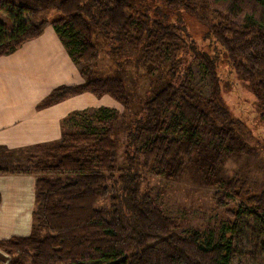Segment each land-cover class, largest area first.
Masks as SVG:
<instances>
[{"label": "trees", "instance_id": "16d2710c", "mask_svg": "<svg viewBox=\"0 0 264 264\" xmlns=\"http://www.w3.org/2000/svg\"><path fill=\"white\" fill-rule=\"evenodd\" d=\"M144 2L62 0L56 20L34 24L31 19L36 11L2 0L0 12L12 27L0 23V56L41 36L51 25L71 59L87 65L81 70L85 84L55 90L46 105L89 92L98 98L108 95L127 106L124 84L118 78L89 74V64L97 56L90 40L91 27L111 45L116 61L126 47L135 46L145 62L162 58L170 46L189 55L184 58L183 54L167 67L164 88L147 98L138 113L125 112L126 167L118 177L114 126L121 116L106 108L77 112L65 121L72 123L88 113L95 116L86 122V132L63 133L59 148L63 157L57 163L39 162L31 170L12 172L35 177L36 207L29 237L0 242V248L15 257L9 264H232L231 250L223 243L204 246L199 233L186 239L173 235V222L143 191L145 179L136 167L141 162L145 172L176 179L199 154L202 135L217 137L219 146L229 143L231 130L239 124L223 105L226 86L219 69L226 59L233 71L255 82L257 97H264V0H168L169 13L177 17L170 20L151 19L141 11ZM212 2L229 5L227 12H220V23L212 27L203 46L191 36L188 20L182 16L206 11ZM251 5L260 15L258 26L244 27L236 18ZM135 25L140 28L139 38L132 40L129 36ZM189 58L206 70L213 84L207 100L190 86ZM171 133L183 140L166 136ZM77 144L85 145L84 149L79 150ZM215 152L217 168L221 152ZM9 173L0 169V175ZM225 188L245 199L236 212L237 220L255 216L264 227V192L253 193L243 180L231 181V188ZM104 200L108 205L101 208Z\"/></svg>", "mask_w": 264, "mask_h": 264}, {"label": "rangeland", "instance_id": "374dc122", "mask_svg": "<svg viewBox=\"0 0 264 264\" xmlns=\"http://www.w3.org/2000/svg\"><path fill=\"white\" fill-rule=\"evenodd\" d=\"M12 1L36 11L31 22L39 24L51 23L58 18V6L62 0ZM1 2L2 0L0 4ZM228 5L229 3L225 2H212V8L206 11L202 9L203 11L194 12V15L187 13L182 16L188 20L189 32L198 43L207 45L205 37L209 35L215 24L220 23V12H227ZM140 8L153 20L177 18L176 14L169 13L168 0H145ZM259 18L260 15L255 6L251 5V7L247 6L236 19L239 24L249 27L250 25L258 26ZM0 23H4L9 28L12 27L9 19L1 12ZM139 30L138 25H135L129 38L138 39ZM90 40L97 50V56L89 64V74H92L93 78H118L124 84L126 93V107L108 95L105 96L120 104L117 109L102 107L119 112L121 116L114 126L117 145L115 168H117L116 176L118 177L119 170L126 167L127 116L125 112L127 111L130 115L138 113L147 98L153 97L156 91L164 88L166 84L164 78L168 76L167 67H170L177 58L183 57V54H186L184 58L189 55L185 51H177L176 46H170L162 58L155 56L149 62H145L143 52L135 46L126 47V51H122L123 55L116 61L111 55L113 52L111 45L92 27ZM189 62L191 63L189 80L192 90L201 98L209 99L213 84L208 73L200 64L191 62L190 58ZM76 65L80 71L87 68L84 63ZM220 67L219 72L226 86L222 95L223 105L230 111L233 120L239 124L237 128L231 130L229 143L222 147L219 146L217 137L210 134L202 135L199 154L182 176L176 179L160 176L152 171L145 172L141 162L137 165L136 172L142 174L145 179L143 191L151 195L156 206L173 222V235L186 239L194 233H199L204 246L223 243L228 249L230 248L232 264H264L263 225L256 220L255 216L241 217L237 220L236 212L246 203L245 199L236 197L225 188L226 186L231 188V181L233 184L234 180H243L253 193L264 192V97H257L255 82L233 71L227 66L226 59ZM93 115L88 113L83 117H76L72 123L64 125V133L71 135L86 132V122H92L95 117ZM166 136L183 140L181 135L171 133ZM77 145L79 150L84 149L85 145ZM60 146L61 143L24 152L25 165L13 171L31 170L39 162L57 163L63 157L62 152H59ZM215 150L221 152V162L218 161L217 168L213 162ZM237 192L241 194L240 186ZM107 205V200L99 204L101 208ZM0 258H2L0 264H4L6 258L8 262L15 257L5 255Z\"/></svg>", "mask_w": 264, "mask_h": 264}, {"label": "crops", "instance_id": "0c3cea01", "mask_svg": "<svg viewBox=\"0 0 264 264\" xmlns=\"http://www.w3.org/2000/svg\"><path fill=\"white\" fill-rule=\"evenodd\" d=\"M84 82L51 25L41 36L0 56V169L10 172L0 175V242L32 234L36 179L13 171L25 165L23 153L61 143L65 121L74 113L117 109L120 104L87 92L46 105L55 90ZM5 255L9 257L0 248V257ZM9 262L6 258L4 264Z\"/></svg>", "mask_w": 264, "mask_h": 264}]
</instances>
